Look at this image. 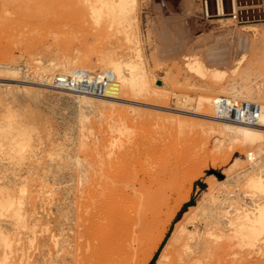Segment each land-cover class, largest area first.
I'll return each mask as SVG.
<instances>
[{
  "label": "rangeland",
  "instance_id": "1",
  "mask_svg": "<svg viewBox=\"0 0 264 264\" xmlns=\"http://www.w3.org/2000/svg\"><path fill=\"white\" fill-rule=\"evenodd\" d=\"M86 1L0 0V76L7 71L6 64L15 62V57L22 61L21 78L28 73L29 64L50 68V62L57 65L64 56L90 61L91 67L85 68L98 72L101 68L98 58L110 46L119 54L124 52L123 55L128 48L134 47L139 49L144 62L143 88L123 89L119 92L121 99L101 101L87 98L85 101H92L91 105L79 103L72 94L58 92L52 86L19 85L17 96L4 95L5 90L0 89V154L7 150L1 145L2 132L8 115L12 113L20 121L27 141L17 159L18 165L5 172L15 177L17 189L21 188L24 179L31 176L30 195L33 198L29 196L24 204L28 209L34 202L42 204L46 216L57 219L48 222L52 230L45 233L51 248L52 243L48 239L51 233L56 234L61 226L67 230L74 227L73 222H66L63 216L67 211L70 216L76 213L74 201L75 194L80 193L79 175L80 172H89L87 164L96 156L94 147L110 144L111 135L117 141L119 138L124 140L128 133L111 132V126L128 124L137 145L142 142L154 149L165 144L161 150L167 152L168 149V153H177V156L180 153L178 158L184 157V161L192 160L189 164L201 171L193 183V189L199 186V191H192L189 201L182 205L169 225L164 240L149 262L154 264L174 221L206 187L205 177L224 180L226 176L242 173L251 155L255 154L257 144L264 147V140L252 146L231 147L225 132L222 135H204L197 125L189 127V121L197 124L205 121L202 116L191 113L190 104L181 106V98L191 97L194 104L198 96L213 97L215 95L211 93L216 90H226L229 95L236 90L251 100L264 102V0H185L179 11L168 9L162 0H135L131 9L134 19L129 25L118 20L113 10L108 16H100L101 11H91ZM218 2L222 4L223 13L217 12ZM193 58L204 64L203 76L189 69V61ZM78 67L81 66L73 68ZM159 81L163 83L161 86L157 84ZM23 88L31 92L25 93ZM239 159L242 163L238 165ZM42 174L43 177L50 176L48 184L43 186L39 183ZM242 191V188L238 190L243 197L245 193ZM172 192L170 200L178 190ZM245 200L249 202L248 198ZM29 211L33 213L31 215H37L35 210ZM2 214L0 222L8 220V213ZM151 217L148 211L147 224ZM147 224L141 239L135 240L137 252L145 246L153 229L152 224L149 227ZM22 235L20 264H25L28 256L38 254V251L29 246V235ZM1 253L0 264L17 263L14 258H5ZM138 263L139 259L131 262ZM240 264H264V253L252 254Z\"/></svg>",
  "mask_w": 264,
  "mask_h": 264
},
{
  "label": "bare ground",
  "instance_id": "2",
  "mask_svg": "<svg viewBox=\"0 0 264 264\" xmlns=\"http://www.w3.org/2000/svg\"><path fill=\"white\" fill-rule=\"evenodd\" d=\"M134 3L135 0L86 1L91 11H101L100 16H108L113 10L114 16L128 25L134 19L131 12ZM219 10L221 11L220 5ZM253 33L251 31V34ZM126 36L125 34L124 38ZM123 54L117 53L110 46L98 58L101 67L98 72L88 71L85 67H91L90 61L78 59L76 56H64L57 65L50 62V68H40L39 64L31 63L26 70L28 73L22 78L19 74L22 61L21 58L15 57L13 64L5 65L7 71L0 76V89L5 90L4 95L10 93L17 96L19 85L51 86L55 76L78 78L77 72L83 71L87 73L88 78H109L102 95L88 96L85 93L60 89L58 92L72 94L77 102H84L86 105L93 103L85 101L87 98L101 101L121 99V90L133 86L142 89L145 82L144 62L139 49L131 47L126 50L125 55ZM76 65L81 67L74 69ZM58 66H61V69H58ZM189 69L201 75L205 66L198 58H193L189 61ZM157 84L161 86L163 83L159 81ZM23 89L25 93L31 92L28 88ZM233 92L229 95L230 92L226 90H216L211 93L215 95L213 97L198 96L194 104L191 97L181 98V106L192 105L193 110L190 112L202 116V120H205L198 124L189 121L190 128L197 125L204 135H222L225 132L231 147L246 144L252 146L264 140V102L255 101L260 104L256 124L237 123L215 117L212 99L218 95L254 101L236 90ZM132 102L137 104L136 101ZM14 115H8L2 132L1 145L7 150L0 154V170H3L0 172V215H3V212L4 215L8 213V220L0 222V253L5 258H14L16 264H20L22 234H26L29 235V246L33 251H38V254L32 253L28 256L27 264H131L134 259H139L138 264H149L182 205L189 201L192 191H199V186L193 189V183L201 171L195 166L192 167V160L184 161V157L178 158L180 153L178 156L174 153L176 157L171 151L168 153V149L167 152L161 150L166 147L162 142L161 148L157 146L154 149L142 142L143 145H137L128 124L111 126V132L128 133L124 135V140L119 138L117 141L111 135L110 144H98L94 147L96 156L87 164L89 172H80L79 175L80 193L78 191L77 195L75 194L74 201L76 213L70 216L68 211L64 212V220L73 222L74 227L67 230L61 226L56 234L51 233L48 237L52 243L51 248L48 247L45 233L52 230L48 222L57 219H49L42 204L34 202L33 207L29 208L35 210L36 216L31 215L32 212L24 204V200L32 196L29 179L31 176L24 179L21 188L17 189L15 177L5 172L8 168L12 169L18 165L17 159L27 141L21 123ZM166 142L168 144L169 141ZM237 163L239 165L242 161L239 159ZM241 172L226 176L224 180L212 176L205 177L206 187L200 190V196L195 202L188 205L174 221L154 264H240L252 254L264 253V147L257 144L255 154L251 155L250 162ZM42 177L43 174L40 177L41 182L38 181L40 185L48 184L50 176ZM32 182L36 185L34 180ZM222 182L224 183L221 184ZM83 186L86 188L83 189ZM240 188L244 190L242 192L246 197H243L248 198L249 202L240 196ZM174 190H178V193L170 200ZM87 209L90 211L86 215ZM148 211L152 217L147 224L145 220ZM146 224L148 227L152 224L153 229L145 246L137 252L134 243L136 239H141Z\"/></svg>",
  "mask_w": 264,
  "mask_h": 264
},
{
  "label": "built area",
  "instance_id": "3",
  "mask_svg": "<svg viewBox=\"0 0 264 264\" xmlns=\"http://www.w3.org/2000/svg\"><path fill=\"white\" fill-rule=\"evenodd\" d=\"M219 5L223 13L220 2L217 3V12H219ZM77 73L78 78L55 76L52 79L51 86L56 89L88 95L98 96L103 94V88L109 80L107 76L97 79L93 76L88 78L87 73L83 71ZM212 106L215 117L237 123L256 124L260 114V104L258 102L225 95L214 97L212 99Z\"/></svg>",
  "mask_w": 264,
  "mask_h": 264
},
{
  "label": "crops",
  "instance_id": "4",
  "mask_svg": "<svg viewBox=\"0 0 264 264\" xmlns=\"http://www.w3.org/2000/svg\"><path fill=\"white\" fill-rule=\"evenodd\" d=\"M185 0H162V3L170 10L179 11Z\"/></svg>",
  "mask_w": 264,
  "mask_h": 264
}]
</instances>
